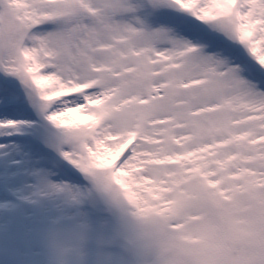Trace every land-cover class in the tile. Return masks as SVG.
I'll use <instances>...</instances> for the list:
<instances>
[{"label":"snow or ice","instance_id":"obj_1","mask_svg":"<svg viewBox=\"0 0 264 264\" xmlns=\"http://www.w3.org/2000/svg\"><path fill=\"white\" fill-rule=\"evenodd\" d=\"M32 150L96 198L2 264H264V0H0V174Z\"/></svg>","mask_w":264,"mask_h":264},{"label":"rangeland","instance_id":"obj_2","mask_svg":"<svg viewBox=\"0 0 264 264\" xmlns=\"http://www.w3.org/2000/svg\"><path fill=\"white\" fill-rule=\"evenodd\" d=\"M44 156L32 150L30 158L19 161L17 171L0 174V219L18 212L29 223L59 231L70 228L96 198L94 190L89 194L86 181L68 180ZM84 195L87 200L81 199Z\"/></svg>","mask_w":264,"mask_h":264},{"label":"clouds","instance_id":"obj_3","mask_svg":"<svg viewBox=\"0 0 264 264\" xmlns=\"http://www.w3.org/2000/svg\"><path fill=\"white\" fill-rule=\"evenodd\" d=\"M218 227L222 233L226 232V227L222 224H218ZM182 247L196 248L198 245L195 243H185L183 241H177ZM233 247H236L233 245ZM172 260L174 264H197L196 257L192 255H177L175 251L168 253V255L161 259V264H168V261Z\"/></svg>","mask_w":264,"mask_h":264}]
</instances>
